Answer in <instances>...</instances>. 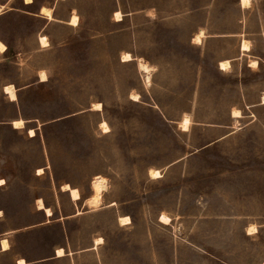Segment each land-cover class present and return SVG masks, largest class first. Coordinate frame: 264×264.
<instances>
[{
  "label": "rangeland",
  "instance_id": "1",
  "mask_svg": "<svg viewBox=\"0 0 264 264\" xmlns=\"http://www.w3.org/2000/svg\"><path fill=\"white\" fill-rule=\"evenodd\" d=\"M240 4L0 0V264H264V0Z\"/></svg>",
  "mask_w": 264,
  "mask_h": 264
},
{
  "label": "bare ground",
  "instance_id": "2",
  "mask_svg": "<svg viewBox=\"0 0 264 264\" xmlns=\"http://www.w3.org/2000/svg\"><path fill=\"white\" fill-rule=\"evenodd\" d=\"M31 1L32 0H25L26 3H29ZM240 2L245 7L246 5L249 4L250 0H240ZM3 7H4L3 5H0V14L3 12V10H2ZM40 13L41 14L42 13L45 14L50 19L53 18L52 15H51V9L47 8L46 6H41L40 7ZM115 15L116 16H119V12L117 11L115 13ZM76 21H77L76 16H73L70 19L69 23L76 24ZM39 39H40V42L41 43H45L46 42V37L44 35H41L39 37ZM240 48H241V50H244V51L245 50H248L249 49L248 43L245 42V41H243L241 43ZM5 49H6L5 43L0 40V52H4ZM255 62L256 61H253V63H255ZM219 65H220L221 68H225L228 65V61H221L219 63ZM140 66L144 67V65L142 63L140 64ZM40 75L42 76V79H44L45 76H46L44 74V72H41ZM4 89L9 94V96H10L11 99H15L16 98V90H15V87L12 84L5 85ZM263 99H264V96H263ZM100 108H101V104L100 103H96V104L93 105V109H100ZM188 121L189 120H187V119H183V126H187ZM24 122L25 121L23 119H14L12 121V125L15 128H21V127H24ZM102 126H103L104 129L108 128V126H107V124L105 122H102ZM28 132H29L30 135H33L34 134V130L32 128H29L28 129ZM40 170L41 169H39V171ZM151 173L154 174V175H156V174H158V171L157 170H152ZM4 183H5L4 178H0V185H2ZM105 184L106 183L104 182L103 177H96L93 180L92 187H93V190H94V194L91 197V199H92L91 202L96 203V202H99L100 201V196H101L103 190L105 189ZM62 189L68 190L69 193H70V195H71V197H72V199L79 198L78 190L76 188L71 187L69 184H67V183L64 184L62 186ZM36 206H37L38 209L43 210L47 216H49L51 214V209L49 207H47L46 205H44V202H43L42 198H37L36 199ZM0 213H1V211H0ZM120 220L122 222H129L130 221V218H129V216H122L120 218ZM161 220H166V217L165 216H161ZM248 230L250 232V231H253L255 229L252 226V227H249ZM1 248H2V250H5V249L8 248V242H7V240L5 238L1 240ZM55 253H56V256H63L65 254L64 253V249L62 247L56 248ZM17 264H26V261H25L24 258L20 257V258L17 259Z\"/></svg>",
  "mask_w": 264,
  "mask_h": 264
},
{
  "label": "trees",
  "instance_id": "3",
  "mask_svg": "<svg viewBox=\"0 0 264 264\" xmlns=\"http://www.w3.org/2000/svg\"><path fill=\"white\" fill-rule=\"evenodd\" d=\"M32 3H34V0H32L31 1V3L29 2V4H26V5H31ZM42 6V5H41ZM10 10H5L4 12H2L1 14H0V17H2L3 15H5V14H7L8 12H9ZM34 13H39V10L37 9V11H33ZM5 45H6V49L5 50H9L10 49V46L7 44V43H5ZM5 52V51H4Z\"/></svg>",
  "mask_w": 264,
  "mask_h": 264
},
{
  "label": "crops",
  "instance_id": "4",
  "mask_svg": "<svg viewBox=\"0 0 264 264\" xmlns=\"http://www.w3.org/2000/svg\"><path fill=\"white\" fill-rule=\"evenodd\" d=\"M239 2H240V0H239ZM24 3H25V4H29V3H26L25 0H24ZM30 3H31V2H30ZM240 5H241V4H240ZM40 7H41V5H40L39 8H38V10H39V14H40ZM242 7H243V6H242ZM3 9H5V8H3ZM6 10H10V9L8 8V9H6ZM4 11H5V10H3V12H4ZM40 15H41V14H40ZM0 178H2V177H0ZM4 180H5V179H4ZM4 184H5V183H4ZM0 211H1V210H0ZM1 214H2V211H1L0 215H1ZM2 239H4V238H2ZM2 239H0V246H1V240H2ZM8 248H9V245H8ZM8 248H7V249H8ZM1 249H2V248H1ZM5 250H6V249H5ZM55 254H56V253H55ZM16 263H17V260H16Z\"/></svg>",
  "mask_w": 264,
  "mask_h": 264
},
{
  "label": "snow or ice",
  "instance_id": "5",
  "mask_svg": "<svg viewBox=\"0 0 264 264\" xmlns=\"http://www.w3.org/2000/svg\"><path fill=\"white\" fill-rule=\"evenodd\" d=\"M237 115H238V113H237Z\"/></svg>",
  "mask_w": 264,
  "mask_h": 264
},
{
  "label": "water",
  "instance_id": "6",
  "mask_svg": "<svg viewBox=\"0 0 264 264\" xmlns=\"http://www.w3.org/2000/svg\"><path fill=\"white\" fill-rule=\"evenodd\" d=\"M11 9V8H10Z\"/></svg>",
  "mask_w": 264,
  "mask_h": 264
}]
</instances>
